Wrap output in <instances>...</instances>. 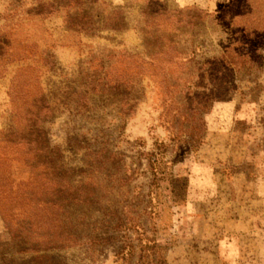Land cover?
<instances>
[{"label": "rangeland", "instance_id": "374dc122", "mask_svg": "<svg viewBox=\"0 0 264 264\" xmlns=\"http://www.w3.org/2000/svg\"><path fill=\"white\" fill-rule=\"evenodd\" d=\"M48 1L0 0V264H118L113 248L95 254L86 247L43 251L39 245L22 254L28 248L22 245L28 237L22 222L31 220V199L45 183L32 146L22 144V138L37 139L22 133L26 126L43 132L51 156L60 155L59 171L72 175L86 170L88 149L108 140L104 134H112L114 149L120 142L129 156L136 151L130 143L140 141L151 150L157 141L169 139L161 77L155 76L154 67L131 74L136 86L133 110L121 122L117 109L105 107L97 96L90 112L82 111L87 115L59 106L67 103L64 88L75 80L79 64L85 68L108 50L106 55L116 58L106 57L105 62L118 63L123 70L124 55L152 62L151 55L173 45L187 70L169 65V78L189 79L197 74L195 63L220 56L226 46H237V40L262 46L263 68L237 78L231 98L214 103L205 115L204 144L175 167L188 178L189 189L169 230L176 243L168 261L264 264V0H104L128 7L127 29L77 38L63 32L62 18L39 14ZM48 103H55L58 111L32 118ZM22 190L31 202L22 203Z\"/></svg>", "mask_w": 264, "mask_h": 264}, {"label": "trees", "instance_id": "16d2710c", "mask_svg": "<svg viewBox=\"0 0 264 264\" xmlns=\"http://www.w3.org/2000/svg\"><path fill=\"white\" fill-rule=\"evenodd\" d=\"M41 8L39 14L62 18L63 32L74 38L82 34L98 37L106 31L118 34L127 29L128 7H115L104 0H50ZM244 45L237 40V46H226L220 56L195 63L197 74L189 79L179 75L175 80L169 78V65L180 71L187 70L186 63L179 59L182 53L173 45L151 55L152 62L124 55L122 62L126 66L123 70L118 69V63L105 62L106 57L116 58L106 55L108 50L100 52V57L88 62L85 68L79 64L75 80L64 88L67 103L59 106L70 113L87 115L82 111L90 112L88 106L97 96L102 104L117 109L121 122L133 110L136 86L131 74H142L145 66L154 67L155 76L161 77L159 84L164 92V119L169 139L157 141L151 150H145L140 141L129 142L136 150L129 156L120 149V142L116 145L118 149H114L112 134H104L108 140L95 150L88 149L86 170L79 169L72 175L65 170L59 171L60 155L51 156L53 152L43 132L32 125L22 129V133L37 137L33 141L22 138V144L32 146L34 151L30 152L45 170V183L41 191L33 195V206L30 204L27 210L31 220L22 222V231L28 236L22 243L28 248H23L22 254L36 251L39 245L43 251L86 247L95 254L113 248L118 264H169L168 253L176 243L169 230L175 210L187 202L189 189L188 178L176 173L175 167L196 154L204 144L207 136L205 115L214 103L231 98L236 91L237 78L263 68L260 62L262 46ZM48 104L40 109V115L32 114V118L58 111L55 103ZM121 138L119 134V141ZM144 161L146 168H142ZM141 178L146 183H140ZM26 194L27 191L22 190V203L30 201ZM47 258L41 256V259Z\"/></svg>", "mask_w": 264, "mask_h": 264}]
</instances>
